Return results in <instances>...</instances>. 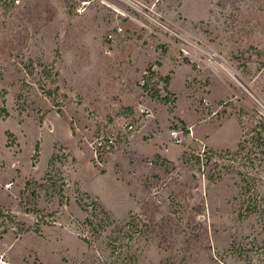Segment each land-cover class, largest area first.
I'll use <instances>...</instances> for the list:
<instances>
[{
    "label": "rangeland",
    "instance_id": "obj_1",
    "mask_svg": "<svg viewBox=\"0 0 264 264\" xmlns=\"http://www.w3.org/2000/svg\"><path fill=\"white\" fill-rule=\"evenodd\" d=\"M263 126L264 0H0V264H264Z\"/></svg>",
    "mask_w": 264,
    "mask_h": 264
},
{
    "label": "trees",
    "instance_id": "obj_2",
    "mask_svg": "<svg viewBox=\"0 0 264 264\" xmlns=\"http://www.w3.org/2000/svg\"><path fill=\"white\" fill-rule=\"evenodd\" d=\"M262 131H264V126L262 127ZM225 152L226 153H232V151H230V150H227ZM196 158H197V162H200V156H197ZM242 188H244V187H242ZM254 206H256V204H254ZM254 206H251V207L249 206L248 207V211H246L245 213H242V214H244V216H250L251 214H264V209L259 210V209H257V207L254 208ZM100 212H103L104 213V216L106 218H109V213L107 212V210H105L104 208H101L100 209ZM95 216L98 217V214L96 213ZM86 222H88V224L91 226V228L93 229L94 233L100 234L102 232V230H103L102 229L103 228L102 225H97L95 227L94 220H91V219H86ZM127 225H129V227H130L129 230L132 229V234H131V231L130 232H128V231L127 232H124L123 228H121V227L119 228L118 227V228L114 229L110 235L107 236L111 240V241H109V246H110V248L112 249L113 252H117L118 251V253H122L123 252V249H120L121 247L122 248L123 247H126L127 248V251L130 252V242L133 241L134 238L137 235L140 236V235H142L145 232V231H143V229H141V230L136 229V228H138L137 224L135 226L134 225L131 226L130 223L127 224ZM96 228H101V230H97ZM121 231L123 232V234H125V235L128 236V240L123 241L125 239L123 237L121 238V235H122L121 234ZM113 233H114L115 236H113ZM133 233L136 236H133ZM84 240L86 242H90L87 237H85ZM128 256L129 255L127 253L126 256H125V258L126 259H130V261H127V263H122V264H148L146 262L138 263V259L137 258H132V257L127 258ZM162 264H175V263H172V261L170 259H167Z\"/></svg>",
    "mask_w": 264,
    "mask_h": 264
},
{
    "label": "built area",
    "instance_id": "obj_3",
    "mask_svg": "<svg viewBox=\"0 0 264 264\" xmlns=\"http://www.w3.org/2000/svg\"><path fill=\"white\" fill-rule=\"evenodd\" d=\"M182 52L184 53L186 58H189V60L195 62L199 68H203L205 66V64H208L209 66L217 67V64L215 63V61L219 59L217 52H215V54L211 53V55H209V56L207 55L206 57L208 58V60L202 58L196 52V50L193 48H191V49H189L188 47L182 48ZM129 126H130V128L133 127L132 124H130ZM172 135H173L174 142H176V143L182 142V138L180 137V135L176 129L172 130ZM113 141L114 140L112 139L111 136H108L107 138H103L101 136L98 137L96 142H95L96 145H93L94 150L96 151V155H98L99 151L110 150L112 147Z\"/></svg>",
    "mask_w": 264,
    "mask_h": 264
}]
</instances>
